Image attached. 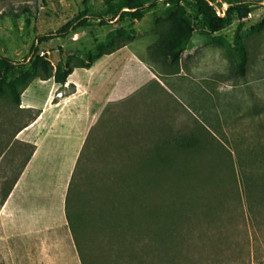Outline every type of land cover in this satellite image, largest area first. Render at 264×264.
Returning a JSON list of instances; mask_svg holds the SVG:
<instances>
[{
  "label": "rangeland",
  "instance_id": "rangeland-1",
  "mask_svg": "<svg viewBox=\"0 0 264 264\" xmlns=\"http://www.w3.org/2000/svg\"><path fill=\"white\" fill-rule=\"evenodd\" d=\"M228 1L216 3L226 9ZM242 1L256 6L243 20L232 13L217 32L182 2L194 31L176 62L157 42L175 11L163 1L140 20L127 15L117 25L91 20L64 38L38 44L52 72L58 61L82 68L87 55L121 27L134 35L123 46L150 70L132 95L99 107L79 154L67 210L81 264H247L250 258L251 264H264V0ZM104 6V0H0V55L27 59L38 35L55 31L86 8ZM239 23L246 54L242 75L235 55ZM38 73L30 83H41ZM58 89L55 97L74 88ZM22 116L2 91L0 204L31 151L13 143L14 129L1 123L14 125ZM246 178L259 190L252 198L253 227L243 196ZM63 240L54 234L26 239ZM22 242L0 229V264H37L24 255ZM160 247L174 254L155 257Z\"/></svg>",
  "mask_w": 264,
  "mask_h": 264
},
{
  "label": "crops",
  "instance_id": "crops-1",
  "mask_svg": "<svg viewBox=\"0 0 264 264\" xmlns=\"http://www.w3.org/2000/svg\"><path fill=\"white\" fill-rule=\"evenodd\" d=\"M132 48L103 54L89 67L73 68L61 85L53 78L30 83L21 93L11 141L31 146L23 166L0 204V229L22 238L21 249L37 264H81L66 217V197L79 154L99 107L121 101L148 80L150 70ZM145 78V79H144ZM73 90L54 96L58 88ZM10 139V138H9ZM54 234L63 241L28 242ZM71 239V240H70ZM49 250V253L43 251ZM35 257V258H34Z\"/></svg>",
  "mask_w": 264,
  "mask_h": 264
},
{
  "label": "trees",
  "instance_id": "trees-1",
  "mask_svg": "<svg viewBox=\"0 0 264 264\" xmlns=\"http://www.w3.org/2000/svg\"><path fill=\"white\" fill-rule=\"evenodd\" d=\"M160 1L175 6V11L172 17H169L171 21L170 26L165 32L159 34L157 41L158 44L165 49L166 55L172 62H176L180 59V55L184 51L194 31L189 17H187L184 12L182 2L190 3L193 9L201 16L204 25L210 32H217L221 30L229 20L232 13L235 14L238 20L245 19L256 6V3L250 1L229 0L224 15H220L217 13V10L220 9L219 5L216 3L217 0H104V9L95 10L86 8L72 19L66 21L55 31L38 35L35 39V43H33L29 48V56L27 59L14 61L6 56L0 55V93L5 91L7 97L14 104L18 105L20 103L21 93L30 84V82L38 76V72L41 73V79L43 80L53 78L55 83L64 84L67 76L72 72L73 67H71L67 61H58L55 66V70L52 72L50 62L44 57V55H40L38 53L39 43L53 38H64L71 31L88 25L91 20H96L100 25H106L112 20H114L113 24L117 25L118 21L126 15L131 19L140 20L147 11L153 8ZM261 26L262 24H259L253 28L259 29ZM240 28L241 23L237 25L235 31V55L237 58L236 70L242 75L244 73L246 54L238 37ZM133 38L134 35L131 31L121 27L116 28L113 33L109 35L107 41L98 46L94 52L89 53L86 61L78 67H89L103 54L110 53L125 45V39L132 40ZM261 179L264 181V167L261 170ZM242 187L243 196L246 201V214L248 215L251 227H253L254 205L252 198L259 193L258 186L255 183H250L246 178L242 181ZM67 202L68 192L66 197V217L69 224ZM156 250L157 254L155 257L159 256L160 259L167 257L170 253L171 255L174 254L172 250L162 247L157 248ZM232 261H220L212 264H234ZM253 262L254 260L250 258V261H248L247 264H251ZM161 264L176 263L167 261Z\"/></svg>",
  "mask_w": 264,
  "mask_h": 264
},
{
  "label": "built area",
  "instance_id": "built-area-1",
  "mask_svg": "<svg viewBox=\"0 0 264 264\" xmlns=\"http://www.w3.org/2000/svg\"><path fill=\"white\" fill-rule=\"evenodd\" d=\"M224 12H225V9H221L220 8V9L217 10V13L220 14V15H222V13L224 14Z\"/></svg>",
  "mask_w": 264,
  "mask_h": 264
}]
</instances>
